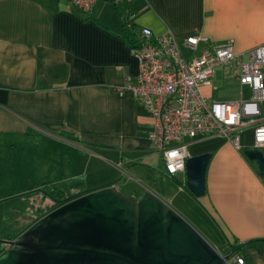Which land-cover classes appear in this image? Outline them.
I'll list each match as a JSON object with an SVG mask.
<instances>
[{
  "label": "crops",
  "instance_id": "0c3cea01",
  "mask_svg": "<svg viewBox=\"0 0 264 264\" xmlns=\"http://www.w3.org/2000/svg\"><path fill=\"white\" fill-rule=\"evenodd\" d=\"M122 16L180 42L204 35L196 54L225 41L237 52L264 44V0H95L87 12L69 0H0V240H19L52 210L49 184L69 193L83 181L80 195L112 187L136 199L148 190L170 207L177 194L191 196L239 245L243 264H264V178L244 154L256 148L253 127L239 147L220 136L186 139L190 156L210 153L205 194L188 193L176 182L185 172L167 175L148 138L151 115L131 91H117L139 69ZM201 91L223 101L250 95L223 66ZM166 176L173 182L162 190L174 183V195L155 190L152 178Z\"/></svg>",
  "mask_w": 264,
  "mask_h": 264
},
{
  "label": "water",
  "instance_id": "95a60500",
  "mask_svg": "<svg viewBox=\"0 0 264 264\" xmlns=\"http://www.w3.org/2000/svg\"><path fill=\"white\" fill-rule=\"evenodd\" d=\"M264 178V151L244 150ZM210 153L185 161V186L205 194ZM0 254V264H229L182 215L146 190L138 198L104 187L65 201Z\"/></svg>",
  "mask_w": 264,
  "mask_h": 264
},
{
  "label": "built area",
  "instance_id": "2783aa9c",
  "mask_svg": "<svg viewBox=\"0 0 264 264\" xmlns=\"http://www.w3.org/2000/svg\"><path fill=\"white\" fill-rule=\"evenodd\" d=\"M69 1L87 12L95 0ZM139 33L141 40L131 49L139 64L137 75L126 77L117 91H131L151 115L148 138L161 153L167 175L185 172L190 156L186 139L220 136L239 147L240 132L252 126L254 147L264 148V44L237 52L225 41L196 54L199 43L207 40L204 35H187L180 42L170 30L154 35L140 27ZM218 66L249 88L248 99L223 101L202 93L201 87L212 85ZM230 261L244 262L238 254Z\"/></svg>",
  "mask_w": 264,
  "mask_h": 264
},
{
  "label": "rangeland",
  "instance_id": "374dc122",
  "mask_svg": "<svg viewBox=\"0 0 264 264\" xmlns=\"http://www.w3.org/2000/svg\"><path fill=\"white\" fill-rule=\"evenodd\" d=\"M122 177H127L126 179H127V184L129 187L135 186L139 189L143 188L140 185L142 183L135 184L132 180L128 181L130 180V178H128L129 176L125 175ZM123 179L125 180V178ZM152 180L154 181V185L156 186L155 187L156 192L160 195L164 193L162 190V186H163L162 184L165 185L168 182H173L172 179H169V177L167 176L164 177L163 179H161L160 177L158 179H156V177H153ZM173 186L176 187L174 183H173ZM170 187H171V190L167 189V191H165L164 194L171 196V195H174L173 193H176L175 191L176 188L172 187L171 185ZM124 190H127V189H124ZM70 193L71 192L69 191V195ZM193 199L195 198H191V196H188L186 194L184 195L177 194L176 196L173 197V200L171 201V206L179 214H181L221 255L229 254L231 248H230L229 243L226 241L225 234L222 233L220 227L213 223V221L211 220V217H209L206 214V212L197 203H195L196 200H193ZM3 245H5V247H8V248L13 247V245L6 243V242H4ZM229 263L233 264L231 263V261H229Z\"/></svg>",
  "mask_w": 264,
  "mask_h": 264
},
{
  "label": "trees",
  "instance_id": "16d2710c",
  "mask_svg": "<svg viewBox=\"0 0 264 264\" xmlns=\"http://www.w3.org/2000/svg\"><path fill=\"white\" fill-rule=\"evenodd\" d=\"M121 18H122V26H123V37H124V39L126 40L128 46L131 49L135 48L137 46V43L141 40L140 33H139V28L140 27L129 23L128 19L126 17H124V16H122ZM176 182L178 184H180L188 193L192 194L188 190V188L185 186L184 181L176 180ZM82 185H83V181H80V182H78L75 185L72 184L71 187H70L72 192L69 195V193H66L58 185L49 184L48 189L44 190L45 196H47L51 200V203L47 207V210H51L54 207H56L57 205L79 196L82 193V191L84 190V189H82ZM67 195H69V196H67ZM2 242L3 241L0 240V254H2L3 252H5L6 250H8L10 248V247L9 248L5 247V245H3ZM230 247H231V252H232L231 255L237 254L235 252H236V249L239 247V245H237V244L236 245H231L230 244Z\"/></svg>",
  "mask_w": 264,
  "mask_h": 264
},
{
  "label": "clouds",
  "instance_id": "9594fccd",
  "mask_svg": "<svg viewBox=\"0 0 264 264\" xmlns=\"http://www.w3.org/2000/svg\"><path fill=\"white\" fill-rule=\"evenodd\" d=\"M231 256H232V255H230L229 261H230V259H231ZM229 261H228V262H229ZM229 264H230V263H229Z\"/></svg>",
  "mask_w": 264,
  "mask_h": 264
}]
</instances>
